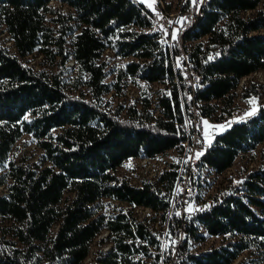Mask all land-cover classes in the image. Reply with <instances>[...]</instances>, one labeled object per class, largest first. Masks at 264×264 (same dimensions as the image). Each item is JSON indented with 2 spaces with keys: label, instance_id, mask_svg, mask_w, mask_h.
I'll use <instances>...</instances> for the list:
<instances>
[{
  "label": "trees",
  "instance_id": "trees-1",
  "mask_svg": "<svg viewBox=\"0 0 264 264\" xmlns=\"http://www.w3.org/2000/svg\"><path fill=\"white\" fill-rule=\"evenodd\" d=\"M49 1L0 0V32L14 48L0 42V218L10 222L0 226V264H80L102 229L106 235L98 242L109 245L95 250L91 264H159L161 244L151 220L137 218L134 209L159 212L176 238L167 194L178 165L139 184L117 169L128 158L182 155L191 101L202 117L232 115L239 79L264 69V0H207L197 9L182 0L183 18L172 23L169 44L150 29L155 12L170 14L165 0L154 9L138 0H58L67 13ZM247 10L253 12L244 15ZM106 49L130 59L110 67ZM34 51L46 66L26 63ZM181 53L201 75L192 98L177 83ZM124 81L138 97L112 108L104 95L120 93ZM152 82L161 83L155 96ZM260 89L251 81L238 95L247 99ZM23 134L41 150L31 163L9 157ZM258 145L263 155L264 99L246 120L214 135L197 171L223 174L237 155ZM229 181L224 199L186 221L180 264H231L243 253L235 264H264V160L243 172L238 187ZM202 190L198 184L197 198ZM102 198L126 205L105 214L95 203ZM203 233L227 235V241L190 252L187 243Z\"/></svg>",
  "mask_w": 264,
  "mask_h": 264
},
{
  "label": "rangeland",
  "instance_id": "rangeland-1",
  "mask_svg": "<svg viewBox=\"0 0 264 264\" xmlns=\"http://www.w3.org/2000/svg\"><path fill=\"white\" fill-rule=\"evenodd\" d=\"M146 4L150 9H154L156 1L159 0H138ZM169 3V7L167 11L168 13H173L172 23L179 24L181 19L183 18V14L179 13V6L182 0H165ZM164 2V1H163ZM50 6H58L62 11L69 12V7L65 4H61L58 0H50ZM163 4V3H162ZM151 5V6H149ZM253 10L244 11L243 14L247 15L248 13H252ZM154 31V28L151 29ZM264 33V29L261 30ZM173 33H175V26L172 25L168 32L163 31V35H167V38L172 39ZM0 42H2L9 50H14L12 46V42L7 38V34L2 31L0 32ZM170 42V41H169ZM104 55L106 56V60L108 65L116 66L120 62H124L129 60L130 57H124L119 59L116 57L109 49L104 51ZM27 64L32 65L34 68H41L46 66L45 64H41V57L37 52H32L24 57ZM71 64L70 61L66 63V66L69 67ZM46 68V67H45ZM54 69V68H53ZM111 78V74L107 75V79ZM251 81H256L261 84V89L256 96L249 97L247 99H242L238 93L241 89L242 84L249 83ZM126 82L122 86V90L120 93L112 90L104 95V99L108 100L110 103V107H115L117 104H125L128 100L136 99L138 97L137 88L130 82ZM161 86V83L152 82L150 83V91L152 92V96H155V90ZM233 96V104L231 105V110H233L232 114H237L240 116H246L248 113H252L257 105L264 99V69H259L250 72L249 74L241 77L237 83V86L232 90ZM155 93V94H154ZM249 117V116H248ZM225 118V116L221 117ZM247 119V118H246ZM245 119V120H246ZM210 120H218L216 118ZM205 122V119L203 120ZM235 122V121H234ZM230 122L228 124H232ZM225 124V125H228ZM224 125V126H225ZM209 127V122L205 124V128ZM222 128H220L221 130ZM217 130V133L220 131ZM209 138H207L208 140ZM263 146L258 145L252 151H248L243 154H239L233 160L230 168L223 174L215 175L210 174L208 169H204L201 173V181L204 184L202 194L203 199H211L214 195H219L221 192L225 191L229 187V179L232 180V185L240 181L239 177L243 174L245 170L251 169L256 166L259 161L264 160V153L261 155L260 148ZM41 150L35 145L32 138L28 134H23L13 145L9 157L16 161H24L27 163H31L38 159ZM182 151H169L167 154L160 155L155 159H148V158H128L126 159L121 166L118 167L117 171L119 174L126 175L129 181L133 184H139L143 180L148 181H155L156 178L159 176L160 172L163 170H167L170 165H178L179 160L186 159V155H181ZM201 155L199 153L198 157ZM2 168L0 166V172ZM209 175V176H208ZM206 179V180H205ZM228 179V180H227ZM239 179V180H238ZM226 188V189H225ZM5 187L0 185V194L4 193ZM201 194V195H202ZM205 196V197H204ZM99 205V212H103L105 214H109L113 212L118 207H123L125 203H120L118 200H113L109 198H102L95 202ZM134 213L137 218L142 219L144 217L150 218V223L153 226V234L156 236L157 239L161 240L159 235L165 234V245L167 244L168 240H172V234L169 230L168 225L166 224L165 220L160 217V213L144 209V208H135ZM10 222L5 218H0V226H6ZM203 231V230H202ZM204 234V238L201 240H190L187 245L189 247L190 252L194 251H202L211 246H217L219 244H223L227 241V235H206ZM106 235V230L102 229L91 241V246L89 248V252L87 256L81 261L80 264H91L92 257L94 255L95 250L99 249L105 251L108 248V243L98 242L100 237H104ZM158 240V241H159ZM161 249L158 250L159 252V260H162V254L164 250V243L160 242ZM184 256V255H183ZM244 256L240 254L231 264H235L239 257Z\"/></svg>",
  "mask_w": 264,
  "mask_h": 264
},
{
  "label": "built area",
  "instance_id": "built-area-1",
  "mask_svg": "<svg viewBox=\"0 0 264 264\" xmlns=\"http://www.w3.org/2000/svg\"><path fill=\"white\" fill-rule=\"evenodd\" d=\"M186 2L189 7L194 5L197 9L202 7L203 0H186ZM196 9L190 11L194 16L196 15ZM172 18L173 16H167L166 12H155L151 17L154 24V31L160 33V39L164 44H169L170 39L167 38V35H163V31L166 34V32L170 30L172 26ZM175 71H177V83H182L187 89L186 95L192 98L194 95L193 83L200 78L201 75L195 68V65L187 59L186 53H181ZM199 116L200 118H198ZM247 117L248 115L239 117L237 114H232L222 119L210 120L209 117H202L199 115V112H196L194 101H191L190 106L184 111L185 135L188 136V153L185 160H179L177 172L174 177V187H171L167 194V197L171 200V205H173L172 215L176 220V238H173L172 236V240H168L165 245V234L159 235L164 243V250L165 247H167V250L162 254V260H159V264L179 263V260L182 258L179 245L182 243V230L184 229L187 219L191 215H194V213L203 210L206 206L219 202L220 196H226L227 191L222 195L211 199H203V194L202 198L189 196V184H194V177H196L199 168V165L197 164V154L205 150L210 143V137L215 134L216 130L223 128L224 125L230 121L243 120ZM204 119L209 122V127L207 128H205ZM207 138L209 139L207 140ZM241 177L242 175L239 179ZM128 206L141 205L132 204Z\"/></svg>",
  "mask_w": 264,
  "mask_h": 264
},
{
  "label": "bare ground",
  "instance_id": "bare-ground-1",
  "mask_svg": "<svg viewBox=\"0 0 264 264\" xmlns=\"http://www.w3.org/2000/svg\"><path fill=\"white\" fill-rule=\"evenodd\" d=\"M206 3H207V0H203V3H202V6H204V5H206ZM173 15V13H170V14H168L167 16H172ZM152 28H154V25H153V27ZM152 28H150V29H152ZM199 79H201V78H198L197 80H195L194 81V83H193V85L199 80ZM195 105V104H194ZM196 109V108H195ZM196 112H198V110H196ZM249 116V115H248ZM248 118V117H247ZM246 119V118H245ZM245 119H243V120H245ZM234 121H239V120H233V121H230V122H234ZM230 122H228V123H230ZM227 123V124H228ZM218 130H220V129H218ZM215 134H217V130H216V132H215ZM214 134V135H215ZM214 135H212L211 137H210V142L212 141V138L214 137ZM188 137V136H187ZM209 145V144H208ZM207 145V146H208ZM183 156L184 155H186L187 156V153H188V138H187V140L183 143ZM182 151V150H181ZM203 152V151H202ZM202 152H200V153H202ZM198 155L199 154H197V160L199 159V157H198ZM185 160V159H184ZM204 169H208V168H206V167H204L203 169H202V171L204 170ZM209 171H210V174H215L216 176H217V173H215V172H213L211 169H208ZM202 171L201 172H198L197 171V173H196V177H194V184H189V196H194V198H197V196L200 194V193H198L199 191H198V184H200V185H202V186H204V184L202 183V181H201V173H202ZM209 176V175H208ZM241 179V178H240ZM206 180V179H205ZM239 184H240V181H238L235 185H237V187L239 186ZM234 185V186H235ZM226 189V188H225ZM227 191V192H226ZM226 192V196H227V194L229 193V188L228 189H226L225 191H223V192H221L218 196H220V195H222L223 193H225ZM226 196H220V200H222V199H224ZM205 197V196H204ZM200 198H202V195H201V197ZM207 198V197H206ZM205 198V199H206ZM209 199V198H208ZM170 202H171V200H170ZM201 211V210H200ZM199 212V211H198ZM197 213V212H196ZM196 213H194V215L196 214ZM191 216H193V215H191ZM191 216L187 219V221L191 218ZM184 230V229H183ZM183 230H182V237H183ZM159 240V239H158ZM162 240V239H161ZM161 240H159V242H161ZM182 258H183V254H182ZM178 264H180V263H178Z\"/></svg>",
  "mask_w": 264,
  "mask_h": 264
},
{
  "label": "snow or ice",
  "instance_id": "snow-or-ice-1",
  "mask_svg": "<svg viewBox=\"0 0 264 264\" xmlns=\"http://www.w3.org/2000/svg\"><path fill=\"white\" fill-rule=\"evenodd\" d=\"M149 6H151V5H149ZM173 39H175V33H173ZM248 115H251V113H248ZM204 123L207 124V121H205Z\"/></svg>",
  "mask_w": 264,
  "mask_h": 264
}]
</instances>
